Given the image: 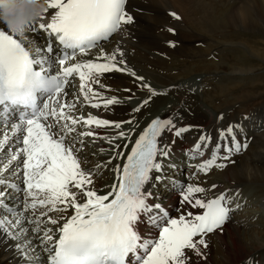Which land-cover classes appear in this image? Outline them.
I'll list each match as a JSON object with an SVG mask.
<instances>
[{"label":"snow or ice","instance_id":"1","mask_svg":"<svg viewBox=\"0 0 264 264\" xmlns=\"http://www.w3.org/2000/svg\"><path fill=\"white\" fill-rule=\"evenodd\" d=\"M45 3L39 17L24 31L0 29V153L5 161L0 164V241H15L9 247H14L26 264H192L189 253L202 257L206 236L222 231L233 197L227 190L213 198L198 196L206 192L205 188L166 176L164 161L170 156L171 145L164 141V134L182 137L192 126L178 123L179 113L174 111L168 118H151L136 135L137 115L161 93L128 68L118 46L111 52L101 48L95 59L77 58L134 22L126 10L127 0ZM49 12L47 22H40ZM170 15L180 19L175 12ZM39 30L46 34V46L37 43ZM167 43L174 46L171 40ZM110 72L129 73L139 82L144 98L131 108L137 115L119 121L92 114L73 115L75 101L81 96L93 108L121 102L116 96H103L93 86L105 87L101 77ZM74 77L79 89L69 102L67 87ZM246 119L250 118L242 117ZM81 123L114 130V135L103 137L110 146L104 166L113 165L115 177L103 193L94 187L95 173L83 166L86 161L82 162L79 155L82 138L95 137L96 133L89 130L72 135ZM217 134L228 139L217 143L208 158L189 165L197 172L206 173L213 166L224 168L234 153L247 148L242 121L229 123ZM133 136L134 143L125 156L121 144L126 150L130 143L127 138ZM210 140L211 135L201 130L185 155L189 160L204 157ZM167 167L175 165L169 163ZM165 181L179 187L181 208L185 210L176 217L153 192ZM29 232L38 243L25 239Z\"/></svg>","mask_w":264,"mask_h":264},{"label":"bare ground","instance_id":"2","mask_svg":"<svg viewBox=\"0 0 264 264\" xmlns=\"http://www.w3.org/2000/svg\"><path fill=\"white\" fill-rule=\"evenodd\" d=\"M199 2L204 3L205 0H127L126 10L134 17V22L122 26L124 37L116 38L115 44L104 51L111 52L118 46L123 52L127 66L139 70L136 73L145 77V82L151 79L154 87L161 94L154 97L138 115L133 114L131 108L136 106L137 101L144 98L139 82L135 81L129 73L110 72L101 77V84L105 87L93 86L103 96L109 98L116 96L121 102L108 108L103 105L93 108L91 104L85 106L81 96L75 103L76 109L83 110L73 115L92 114L115 121L137 115L139 127L136 135H138L144 124L151 118L156 115L168 118L174 111H178V123L192 127L182 137H173L171 133L164 134V141L171 145L170 156L164 161L165 171L168 172H165L167 177L173 172H180L182 175L184 161L195 165L202 159L208 158V153L217 143L228 139L220 138L218 131L229 123L242 121L247 148L234 153L229 161L224 162L226 164L224 168L213 166L205 173L197 172L195 167H191L183 176H172L185 184L193 183L205 188L206 192L196 194L198 196L207 198L211 194L217 195L227 190V194L233 197L229 204L233 212L231 211L229 219L222 226V231L216 230L207 235V247H202V257L189 253L192 264H208L209 262L264 264V79L256 77L257 68L253 65L254 62L248 63L246 55L233 52L234 56L228 55L226 62H223L211 60L209 55L216 54L207 52L214 50V46L219 47V50L228 48L235 50L234 47L239 42L234 39L240 36L237 29L264 31V0L212 1L208 6L197 7L195 3ZM173 4L179 9L184 24H180L169 15L171 11H174L175 6L170 7ZM48 15L50 12L44 17ZM169 27L173 28L174 32H168ZM0 28L7 30L3 23H0ZM120 31L121 29L115 34H119ZM15 37L19 39L18 36ZM169 40L174 42V46H169L167 43ZM42 41V37L37 39L39 44ZM175 41H177L176 44ZM253 44L255 45L254 40L245 42L250 52L256 55ZM204 54L205 56H201ZM77 58L95 59L96 57L90 51L89 54ZM191 76L193 78L198 76L201 82L207 81L210 88H200L201 86L197 88L192 81H189ZM215 81L220 83L215 85ZM78 89H67L69 102L73 101ZM124 89L130 91L125 92ZM200 91L203 92L204 97L197 94ZM129 96L133 97L131 101L127 99ZM87 110L90 112H86ZM82 112L84 114H81ZM221 115L222 119H219ZM244 116L250 119L242 120ZM82 130H91L96 133L95 137L82 138L84 148L79 155L82 162L86 161L83 164L84 167L92 169V163L103 167L102 179L98 181L95 176L93 177L94 187L103 193L109 190V185L115 179L112 172L113 165H108L107 168L104 166L110 156V147L103 137L114 135V130L110 127L84 126L81 123L77 125V130L72 135H78ZM201 130L211 135L208 149L204 157L197 155L195 159L189 160L185 152L195 144ZM0 138H3L2 135ZM92 139L95 143L90 141ZM127 139L130 141V146L135 136ZM241 143L243 144V138ZM121 150L125 151L123 144H121ZM219 154L224 155L222 149ZM0 161L1 164L5 163L3 153H0ZM168 161L175 167H167ZM176 166L179 168L177 169ZM193 169L196 172L192 176ZM155 175L156 173H153V176ZM212 185H216V188L213 189ZM153 192L159 196V202L166 206L171 216L176 217L185 210L181 208L178 186L174 188L165 181V183L157 184ZM249 192H251L250 195ZM244 195L246 196L243 197ZM249 205H255L256 208L244 209ZM185 208L191 210L187 206ZM244 210L249 211L243 214L241 211ZM70 214L71 211L68 212V215ZM36 215H39V210ZM49 215L57 214L49 212ZM34 226L29 225L30 228ZM25 239H33V234L29 232ZM33 243L38 241L33 239ZM13 244L12 240H9L7 244L0 241V264H26L19 258L17 251L14 252L15 248L9 247ZM39 251L37 248V252Z\"/></svg>","mask_w":264,"mask_h":264},{"label":"rangeland","instance_id":"3","mask_svg":"<svg viewBox=\"0 0 264 264\" xmlns=\"http://www.w3.org/2000/svg\"><path fill=\"white\" fill-rule=\"evenodd\" d=\"M212 1H217V2H226L227 0H205V2L204 3H198V4H196L195 3V5L197 6V7H202V6H208ZM197 2V1H196ZM132 6H135L134 4H132ZM174 4L173 5H170V7H173L174 8ZM136 7V6H135ZM175 8H177L176 6H175ZM178 9V8H177ZM176 10V9H175ZM177 11V12H176ZM176 11H174L181 19H179L178 21H179V23L180 24H184V20H183V18L181 17V15L178 13V12H180L179 11V9L178 10H176ZM136 13H141V12H136ZM184 27H185V25H184ZM40 31V30H39ZM237 32H239L240 33V36L239 37H236L234 40H238L237 42H239V44L237 45V46H235L234 48H235V50L234 49H232V48H228V49H223V50H219L218 48H216L215 46H214V50H210V51H207L208 53H214V54H216V55H218V57L215 55V56H213L212 54H210L209 56H211V60H213V61H223V62H226V60L228 59V55L229 56H234L233 54L234 53H239V54H241V55H246V56H248L247 57V59L249 60V62L248 63H252V62H254V64L253 65H255L256 66V68H257V72H256V74L255 75H257L256 77L258 78V79H264V31H262L261 29H258V30H243V29H237ZM120 33H123L124 34V32H123V30H122V28H121V31H120ZM119 33V34H120ZM246 33V34H245ZM116 35V34H115ZM243 35V36H242ZM120 36H122V35H120ZM41 37V36H40ZM116 37H119V36H116ZM39 38V37H38ZM37 38V39H38ZM245 38V39H244ZM248 38V39H247ZM218 39H221V38H218ZM239 39H240V41H239ZM255 41V45L253 44L252 46H254V52H255V54L256 55H254V54H252V52H250V49L245 45V42L247 43L248 41ZM113 42V40L112 41H110V42H108L107 44H105L104 45V47H103V49L105 50V49H107V48H109L111 45V43ZM177 43V41H175V44ZM242 43V44H241ZM103 45V44H102ZM101 45V46H102ZM198 47V46H197ZM200 48L202 47V46H199ZM217 50H216V49ZM98 50H100V47L99 48H95L94 50H91V54L93 53V52H97ZM227 51H229V52H227ZM237 51H239V52H237ZM234 52V53H233ZM230 53H231V55H230ZM201 56H205V54L204 55H201ZM162 57L164 58V55H162ZM217 57V58H216ZM228 62H230V60L228 61ZM128 68L130 69L131 68V70L132 71H135V72H138L139 70H136L134 67H129L128 66ZM196 77H197V79H196ZM195 77V80H194V82H193V80L192 79H194L193 78V76H191L189 79V81H192L193 82V84L195 83L196 84V86H198V88H199V86H201L200 88H210V86L209 85H207L206 83H207V81L206 82H201L200 81V78L198 77V76H196ZM211 78H213V76H210ZM115 78V77H114ZM211 81H214V80H211ZM153 81L151 80V79H147V83H150L151 85L153 84L152 83ZM220 82H217V81H215V85H217V84H219ZM200 97H204V94H203V92H199V93H197ZM83 109H81V110H78V109H76L75 108V110H74V114L76 113V112H80V111H82ZM86 112H90V110H87ZM81 114H84L83 112L81 113ZM128 120V119H127ZM79 129H81L80 127H79ZM91 142H93V139L92 140H90ZM105 142L107 143V141L105 140ZM93 143H95V142H93ZM84 148V147H83ZM82 148V149H83ZM82 151V150H81ZM218 162V161H217ZM221 162V161H220ZM0 164H1V161H0ZM185 165H190V163H185ZM182 166V168H184V173H182V175H180V172L178 173V172H173L172 173V175L174 176V175H176V176H183L185 173H187V170H186V166ZM97 166V163H92V170L96 173L94 176L98 179V181H100V179H102V171H101V169H102V167L101 168H97L96 167ZM176 168L178 169L179 167L178 166H176ZM101 175H100V174ZM178 174V175H177ZM171 175V178L173 177ZM176 180H179V179H176ZM182 182V181H181ZM157 192V191H156ZM251 194V192H249V195ZM246 195H244L243 197H245ZM256 208V206L255 205H249V206H247L246 208H244V209H255ZM249 210H244V211H241L243 214H245V213H247ZM238 212V211H237ZM240 214V213H239ZM13 243H15V241H12ZM23 241H21V243H22ZM14 252H16V250L14 249ZM208 264H213V263H211V262H209Z\"/></svg>","mask_w":264,"mask_h":264},{"label":"clouds","instance_id":"4","mask_svg":"<svg viewBox=\"0 0 264 264\" xmlns=\"http://www.w3.org/2000/svg\"><path fill=\"white\" fill-rule=\"evenodd\" d=\"M45 7V0H0V23L17 33L22 32Z\"/></svg>","mask_w":264,"mask_h":264}]
</instances>
